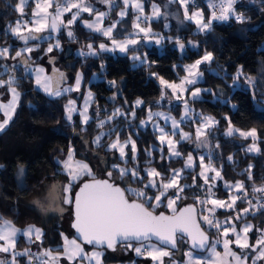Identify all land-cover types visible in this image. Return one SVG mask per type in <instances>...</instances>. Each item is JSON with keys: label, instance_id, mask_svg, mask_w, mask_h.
<instances>
[{"label": "trees", "instance_id": "16d2710c", "mask_svg": "<svg viewBox=\"0 0 264 264\" xmlns=\"http://www.w3.org/2000/svg\"><path fill=\"white\" fill-rule=\"evenodd\" d=\"M19 0H0V47H9L10 54L15 55V51L24 45V42L17 39L10 31L19 20L31 19L35 7L34 0H31L24 8L23 14L16 10ZM197 7L203 8L205 20L209 18L210 11L207 7V0H196ZM118 4L112 11L111 17L116 18ZM241 6L246 10L243 23L230 20L224 23L214 22L210 30L198 31L195 24H189V31L184 33L181 42L185 48L181 50L174 40L164 39L162 49L156 45L147 46L142 44L139 49H144L147 54L148 63L135 64L136 61L130 59L128 54H113L102 52L98 56L81 57L78 49L91 43L97 47L103 42L105 37L89 31L79 20L73 26L75 39H70L65 28L59 33H51L54 39L47 41H29L28 45H39L36 51L24 53L23 58L31 59L29 64L36 63L48 67L53 86L60 87L66 83L73 82L79 70L83 72L84 84L90 85L95 98L93 108H101L107 113H112L113 108L120 106L130 110L134 108V102L141 98L146 104L153 106H167L164 102L158 105L156 102L161 97L162 85L159 78L167 81H177L180 74L184 72L183 64L194 62L207 52H212L214 59L211 63H202L204 70V87L213 89L203 93V98L191 101L192 105L204 114L213 115L218 124L210 132L209 140L212 150H217V164L222 165L223 178L228 181H243L244 186L252 194L259 195L260 192L253 193V185L264 187V0H244ZM89 17V15L87 16ZM83 18V17H82ZM133 12L123 19L115 29L117 37L127 36L132 32ZM158 26V30L167 32L164 29V20L153 22ZM27 34V32H25ZM36 35H49L48 32ZM59 40L60 47L53 48L51 53L46 54L49 44ZM189 41L192 44H189ZM54 58L53 63L49 60ZM22 58L3 59L0 58L1 77L5 78L14 75L17 79L15 85L21 93L19 105L16 113L9 125L0 132V218L8 219L18 227L27 225H37L43 229V239L40 245V252L45 249H60L63 240L60 233L63 232L62 214L60 212H46L39 208L34 200L42 197L52 182L67 183L66 173L63 172V165L57 161L67 159L69 147L75 149V157L89 163L100 164L112 155L118 160L116 150L91 145L89 141L98 133L99 127L95 121L91 120L87 128L81 123L80 116L75 115L69 123L65 116V105L68 96L64 95L53 98L35 86L34 77L25 71V66L21 63ZM3 65H7L10 71L4 72ZM13 65H19L14 70ZM103 65V67H101ZM135 65V66H134ZM53 68L59 69L66 76V81L59 84L56 81L58 75L53 72ZM212 69L213 71H211ZM241 70L243 75L239 77V84L234 83L233 77L237 71ZM156 73L157 75H152ZM94 76L97 79L94 80ZM251 78V82H249ZM263 79V80H262ZM115 81L113 86L110 82ZM240 85V86H239ZM166 97L169 90L165 89ZM166 99V98H165ZM143 106V107H144ZM235 106V107H233ZM181 105L175 104L173 109L176 114L180 113ZM144 108L139 109L140 115L144 113ZM227 117L228 119H225ZM135 119H125L123 116L117 117L113 122H108L105 127H111L115 123L126 124L122 131V136H128L126 129L130 131L137 140L139 150L138 159L140 164H147L144 160L149 157L146 153L152 143L157 142V133L146 127L135 133V128L139 124ZM228 120L232 125L240 129L249 130L256 128L258 132V144L260 151L257 154L246 153L245 147L251 143V139H243L238 135L226 136L224 133L228 127ZM83 129V130H82ZM114 134L107 136V140ZM218 145V147H217ZM179 148L182 156L167 160L165 157L160 160H152L150 165H154L161 171L162 178L169 177L170 169L180 167L185 156L188 155V141L181 142ZM103 155L106 159H102ZM232 160L229 161L228 157ZM110 159V158H109ZM132 163H135L131 160ZM109 165V163H108ZM105 165V170L108 168ZM251 165V168L249 166ZM25 167L24 182L21 187L18 183V169ZM141 170L144 168L140 167ZM199 165L190 175H185L180 185L189 183L193 185V177L197 175ZM104 171V170H103ZM251 172L253 180L248 179ZM116 176V173L114 172ZM142 176H146L143 172ZM119 180V179H118ZM147 181V179H145ZM116 183L118 181L116 180ZM122 187L132 185L142 187L138 182L125 184L120 180ZM202 179L199 175L195 180V185L186 188L183 195L186 197L180 201L182 204L195 203L194 196L204 197L206 189L201 188ZM215 196L228 198L229 191L219 184L214 188ZM171 195V190H170ZM255 196H248V200L256 202ZM247 199H240L237 202L236 210L248 206ZM261 205V204H260ZM260 205L252 207L249 213L241 218V221L251 220L257 226L264 227V208ZM163 211L165 212V208ZM230 213L227 210L218 211V215L223 217ZM205 231L212 235L216 231L206 227ZM20 244L23 243L21 239ZM88 249H93L92 245H87ZM190 247L189 243L178 240V248L171 250L172 256L184 261L183 253ZM104 250L105 263L128 261L135 264H152L150 258L143 256L136 257L130 249H125L118 245L116 251ZM64 264H69L62 261Z\"/></svg>", "mask_w": 264, "mask_h": 264}, {"label": "snow or ice", "instance_id": "6c2138e0", "mask_svg": "<svg viewBox=\"0 0 264 264\" xmlns=\"http://www.w3.org/2000/svg\"><path fill=\"white\" fill-rule=\"evenodd\" d=\"M100 3L109 5V9L115 5L116 0H99ZM178 2L183 8L184 20L192 21L195 23L198 31L204 32L210 30L213 21L224 22L228 21L230 17H234L236 22L243 23L244 17L241 14H236L233 5L237 0H220L219 5L215 4L213 0H208L207 7L212 9L211 15L205 22L203 10L193 11L189 14V3L195 4V0H168V4ZM28 3V0H20V3L16 6V10L21 14L24 12V5ZM124 9L121 10L118 15L121 20L128 14V7L136 13L132 22L133 32L128 33L123 40H117L113 36V30L116 25L120 23V20L115 21L109 27H102V21L108 16L107 12H97L91 3H85V0H36L35 9L32 13L31 21H25L24 27L27 31L25 34L21 29V22L18 20L15 27H11V33L19 40L24 42V47L15 51V55L10 54V46L0 48V58L17 59L22 58L21 63L25 66V71L30 72L32 69L29 67L30 55L28 58H23L24 53L31 54L36 51L39 45L35 48L28 47L29 41L38 40H50L54 39L51 33H59L62 28H67L74 24L78 18H80L82 12H87L90 15L95 12V18L92 21H83V25L96 33L108 38L111 44L101 43L99 45L100 52H115L117 49L122 54L132 52L130 57L133 61H139L141 64L148 63L147 54L142 59L140 55L135 54L139 52L140 40L133 38L139 37L143 33L142 39L147 41L150 37H155V43L157 45L165 39L161 34L154 33L150 24L148 27H142V23H148L153 18H159L163 16L167 18V13H163L161 8L156 3L151 5V14H144V4L141 0H123ZM167 7V4L164 6ZM54 11H49L50 9ZM75 9V11H73ZM218 9V13H217ZM65 13H71V18L65 21L63 19ZM169 25L165 24V28ZM48 32L49 35L40 36L38 33ZM70 39H75L71 30L67 32ZM171 41L173 38L168 37ZM176 45L181 50L185 48V45L181 42L179 37L175 38ZM189 44H192L189 41ZM59 48V40H56L55 45L49 44L46 49V54L51 53L53 48ZM87 52L81 51L79 55L83 56H97L98 52L91 43L87 45ZM214 59L212 52H205V54L191 65H186L184 71L186 75L180 78L179 83L169 82L162 77L159 78L160 84L163 86L161 91V98H164L165 89L171 90V95L177 101L183 100L184 114L180 121L175 118L165 115L164 113H152L149 111L148 121H152L153 116L163 117L165 122L171 120V132H166L164 128L158 124L154 125V130L158 131L160 135L157 139L160 141L161 146L167 144L170 157H181V153L176 149V145L180 141L174 140L177 134L180 135V140H191V134L183 132L180 128V124L192 117V109L189 107V101L183 99L185 92L190 93L192 100H197L201 97L202 89L199 87L189 88L188 86H194L203 77V73L199 71V66L202 63H211ZM54 58L49 60V63H53ZM19 65H13V70ZM135 66V65H134ZM5 72L10 71L7 65H3ZM103 67V65H101ZM36 78L35 83L38 88H42L50 96L60 97L64 93H70L73 91H79L82 74L77 73L75 78V84L67 88L52 87V77L44 75L45 69L43 67H37L35 69ZM53 72L58 75L59 79L56 81L59 84L62 81H66V76L59 69L53 68ZM152 75H157L152 73ZM243 75V72L238 69L237 75L233 77V80H238ZM251 82V78H249ZM115 86L116 82H110ZM17 79L14 75L10 76L8 80L0 79V88H6L10 93L11 99L7 103L0 102V112L3 113L4 119L0 122V132H2L12 121L21 93L18 91ZM203 91H210L204 89ZM93 102V94L91 91L87 93L84 98V104L82 109H77L76 101L69 99L65 105L66 120L71 123L73 120V113L79 111L82 124H88L92 117L89 116L88 110L90 103ZM143 103L142 100L137 99L135 106H140ZM235 107V106H233ZM121 109L114 110L112 115L107 117L108 121L113 120L117 116H125ZM131 115L135 117V111L131 112ZM199 116V124L195 130L196 147L199 148L206 141H201V137L205 135L203 129H207L209 126L216 125L219 121H216L211 116H203L202 114H196ZM99 116V108H97V117ZM225 119H228L225 117ZM148 121H141V126H145ZM106 121L99 119L98 127L103 128ZM83 130V129H82ZM113 130H109L108 135L112 134ZM238 133L240 137L247 140L252 139L253 143L248 146L247 151L259 152L260 149L257 145L259 139L256 128H251L247 131L235 128L231 121L228 120V127L225 131L226 136H233ZM105 133H100L93 143L100 146L101 138ZM131 145V159L136 161L137 159V147L136 142L131 138V135L123 143L120 142L119 134L117 133L116 139L108 145L109 150H118L119 158L127 165L128 160L125 159L127 153L125 149ZM218 147V145H217ZM155 150V146H153ZM163 153V147L159 149ZM149 157L152 156V151L146 150ZM163 159V155L161 157ZM212 154H208V162L205 163V156L199 157V167L201 169L199 176L203 179L204 183L200 185L203 188L205 185H209L206 193V197L201 199L199 196H194L196 203L204 205L205 207L198 214L195 205H186L182 208H178L177 201H182L186 197L183 195L186 188H190L195 185L196 177H193V185L179 184L181 172L184 169H193L196 167L194 157L192 153H188L184 162V169H170L171 175L164 179L162 173L155 168L146 167L144 172L146 176L140 175L139 167H121L118 164H112V170L107 171V179H97L93 173L91 167L87 162L82 160H75V150L71 147L68 149L67 159L60 161L58 164L63 165V172L66 173L67 183L63 185H53L50 191V198L53 200H59L62 204L71 205L73 208V221L72 228L76 232V236L69 239L63 232L60 233L63 240V244L60 249H45L39 254H32L30 249L26 248L23 252L15 251L18 238L23 236L27 238L29 243L41 241L43 238V230L37 228L35 225H29L26 229L21 230L12 225L11 221L4 220L0 225V253H11V260L0 259V264H17V257L28 256L29 264H33L35 260L36 264H60V259H66L69 264H103L104 251L98 249H111L116 251L117 246H123L125 249H131L137 256H143L144 258H150L152 264H165V257L169 258V264H178L177 261L171 259L172 251L170 249L177 248V241L187 243L191 242V248L185 252L187 260L183 264H247L249 256L247 254H237L230 247L233 243L240 249L251 250L256 253L252 256V262L255 264L257 260H264V229L257 228L256 231L259 236L256 238L255 244L249 243V233L253 230V225L250 223L244 224L239 230L237 225L233 223V219L240 220L242 215L249 212V208L242 209L235 217H228L226 221H219L215 212L219 208L234 209L237 200L242 199L238 195L230 196V203L225 200L216 199L212 188L215 187V181L217 179L223 180L221 171L213 166ZM229 161L232 157H228ZM147 164H151V159L146 161ZM251 168V165L249 166ZM116 176H113V173ZM212 172L215 175L209 177L207 173ZM83 177H91L90 180H82ZM129 178L132 183L138 182L142 185L139 188H132L130 186L121 187L116 180H122L125 184L129 183ZM147 179V183H145ZM248 179L253 180L251 172L248 173ZM212 184H209V181ZM225 189H235L238 192L243 191V199H247V191L244 190L245 186L242 181H237L234 184L225 181ZM171 190V195L169 192ZM253 193H264V187H256L253 185ZM63 195H60V194ZM39 204V202H37ZM211 207H207V205ZM250 207H256L252 205L251 200H248ZM43 208L44 206L41 205ZM167 208L171 214L165 212H156L158 208ZM260 208H264V204L260 205ZM47 210V209H45ZM55 211L63 212V208H56ZM207 212L208 214H204ZM198 218L209 228H216L218 237L215 243L209 245V237L201 228ZM2 220V218H0ZM229 224L228 227H223V224ZM234 235L235 239H229V235ZM34 236V239H33ZM223 237V255L216 251V244L221 243L220 237ZM78 240L82 243H78ZM92 245L93 251L88 253L85 251L83 245ZM135 245V246H134ZM207 250L210 253V257L197 256L194 251ZM56 255H53V252ZM46 257V259H45ZM231 257V261H229ZM135 264V262H133Z\"/></svg>", "mask_w": 264, "mask_h": 264}, {"label": "rangeland", "instance_id": "374dc122", "mask_svg": "<svg viewBox=\"0 0 264 264\" xmlns=\"http://www.w3.org/2000/svg\"><path fill=\"white\" fill-rule=\"evenodd\" d=\"M31 0H28V2H30ZM143 2H145L146 4H147V6L149 7V4H151V1L150 2H146L147 0H142ZM34 2H36V0H34ZM213 2L215 3L216 2V0H213ZM19 3H20V0H19ZM18 3V4H19ZM85 3H91L93 6H94V8L97 6L96 4L97 3H100L98 0H85ZM207 3H208V0H207ZM28 4V3H27ZM26 4V5H27ZM195 4H196V0H195ZM193 5L192 3H189V5H188V10H189V14H191L193 11H197V10H203V8H200V7H197L196 5ZM26 5H24V8L26 7ZM160 5V4H159ZM175 5L177 6V9L175 10V14H177L178 15V17L176 18V16L175 15H173L172 17H170L168 20H167V22H166V24H168L169 25V27L168 28H165V25H164V29L167 31V32H163V33H160V31L159 30H157L154 26V24H153V20H151L150 22H148V23H145V24H141V26L142 27H148L149 26V24H150V26H151V28H152V30H153V32L154 33H158V34H161V35H163L166 39L168 38V37H172L173 39L172 40H174L175 41V38L176 37H179L180 38V40H182V38H183V34L184 33H187L188 31H189V24L190 23H193V24H195L194 22H192V21H185L184 20V14H183V8L180 6V4L178 3L177 4V2L175 3ZM178 5H179V7H178ZM161 8H162V6H160ZM55 9L53 8V9H51V11H54ZM50 11V10H49ZM73 11H75V9L73 10ZM82 13H84V12H82ZM87 13V12H86ZM203 13H204V10H203ZM145 15H149V13H144ZM71 18V13H65V15H64V17H63V19L65 20V21H67L68 19H70ZM204 19H205V14H204ZM175 20H177L178 22H179V24H178V27L176 28V26H175ZM25 21H27V20H21L20 22H21V29H22V31H23V26H24V22ZM87 21H90L89 19H87ZM207 20H205V22H206ZM215 21H213V23H214ZM16 26V25H15ZM14 26V27H15ZM73 24L71 25V26H69V27H67V28H65V31H66V34H67V32L69 31V30H71L72 32H73ZM134 30H133V28H132V32H133ZM24 32H27V31H24ZM142 35H143V33H141ZM140 34V35H141ZM133 38H136V39H139V37H133ZM117 40H123V39H121V38H116ZM142 43H144V44H146L147 46H152V45H156V46H158V48H160V49H162L163 48V46H164V40L161 42V44H159V45H157L156 43H155V37H150L149 38V40H147V41H145V40H140ZM183 42V41H182ZM55 43L56 42H54V43H51V44H53V45H55ZM101 43H105V44H108V45H110L111 44V41L110 40H108V41H103V42H100L99 43V45L101 44ZM38 45V44H37ZM99 45L97 46V47H95V46H93L96 50H97V52H98V55H100L102 52H100L99 51ZM24 46H22L21 48H23ZM28 47H33V48H35L36 47V45H28ZM20 48V49H21ZM81 51H84V52H87L88 51V49H87V46H81L79 49H78V54L81 52ZM111 53H113V54H122V53H120L119 52V50L117 49L115 52H111ZM128 55H130V57L133 55V53L132 52H129V53H127ZM135 54H138V55H140L141 56V58L143 59L144 58V55L146 54V52H145V50L144 49H139V52L138 53H135ZM205 54V53H204ZM203 54V55H204ZM97 55V56H98ZM202 55V56H203ZM81 57H85V56H83V55H80ZM195 62V61H194ZM194 62H190V63H186V64H183V66H184V68H185V66L186 65H191V64H193ZM135 64H141L139 61H136L135 62ZM201 66L202 65H200L199 66V71L200 72H202L203 73V77H202V79L199 81V83H197L196 85H194V86H188L189 88H195V87H199V88H201L202 89V93H201V97L199 98V99H201V98H203V93L204 92H207V91H203L204 89H208V90H211V91H214L213 89H210V88H207V87H204L201 83L204 81V70L201 68ZM29 67L32 69L30 72H27V73H29V74H31L34 78H36V72H35V69L37 68V67H43L44 69H45V73H44V75H47V76H50L51 77V74H50V72H49V69H48V67L47 66H45V65H42V64H36V63H31V64H29ZM25 68V67H24ZM211 71H213L212 69H210ZM3 72H5V69L3 70ZM77 73H81L82 74V82H81V86H80V90L79 91H73V92H70V93H64L62 96H64V95H66V96H68L67 98H68V100L69 99H72V100H75L76 101V107H77V109L79 110V109H82V107H83V104H84V98H85V96L87 95V93L89 92V91H91V93L93 94V102H94V98H95V95H94V92H93V90L90 88V85L88 84V85H86V88H83V84H84V76H83V72L81 71V70H79ZM77 75V74H76ZM186 75V72L184 71L182 74H180V76H179V79L177 80V81H169V82H176V83H179V81H180V78L181 77H183V76H185ZM11 75H9L8 77H5V78H3V80H8L9 79V77H10ZM75 78H76V76H75ZM261 78H263L264 79V76L263 77H261ZM94 80H96L97 79V76H94V78H93ZM262 79V80H263ZM239 79L238 80H235V82L234 83H237V84H239ZM75 84V79L73 80V82H69V83H66V84H64V85H62V86H60V87H57V88H60V89H63V88H67V87H69V86H73ZM35 86L37 87V85H36V83H35ZM240 86V85H239ZM52 87H53V89L55 90V89H57V88H55L54 86H53V79H52ZM38 88V87H37ZM40 90H42L43 92H45L42 88H39ZM169 90V94H168V96L166 97V99H165V103L167 104V106H160V107H157V106H153L152 104H146V106H144V104H145V101L143 100V99H141V98H137V99H140V100H142L143 101V103L140 105V106H135V102H134V108L133 109H130V110H126V108H122V107H120V106H117V107H114L113 108V111H112V113L114 112V110L115 109H117V108H119V109H121L124 113H126V115L125 116H123L125 119H135V118H137L138 116H140L141 118H139L138 120H137V122H138V124H139V127L138 128H136V127H133V129L135 128V133L136 134H138L139 133V130L140 129H146V127H151V129L153 130V131H155L154 130V125H156V124H158L160 127H162V128H164L165 129V131L166 132H171V120H168L167 122H165V120H164V118L163 117H156V116H153V118H152V121H148V116H149V111H151L152 113H157V112H159V113H164L165 115H168V116H170V117H173V118H175L177 121H180L181 120V117H182V115L184 114V105H183V100H181V101H177V100H175V98L171 95V90L170 89H168ZM46 93V92H45ZM47 95H49L48 93H46ZM7 95H9V93L7 92ZM50 96V95H49ZM50 97H53V98H58V97H55V96H50ZM61 97V96H60ZM136 99V100H137ZM183 99H187L188 101H189V107L192 109V117H191V119H188V120H186L185 122H182L181 124H180V128L183 130V132H187V133H190L191 134V137H192V139L191 140H183V141H181L180 140V135L179 134H177L175 137H173V139L174 140H177V141H180V143L181 142H184V141H188V146H190V149H188V153H192V155H193V157H194V162H195V164H196V166H198L199 165V157L201 156V155H203V156H205V163L207 164V162H208V154L209 153H211L212 154V157H213V159H212V163H213V166L214 167H216L218 170H220L221 171V175H222V177H223V174H222V165H220V164H217V161H216V152H217V150H212V148H211V143H210V140H209V135H210V132L213 130V128L215 127V125H212V126H209L207 129H203V131L205 132V135L204 136H202L201 137V141H206V143L205 144H203L201 147H199V148H197L196 147V141H195V130H196V127L198 126V124H199V116H197L196 114H202L203 116H211V117H213L216 121H217V119L213 116V115H211V114H204V113H202L200 110H197L193 105H192V103H191V101H193L192 99H191V97H190V93L189 92H185L184 93V95H183ZM135 100V101H136ZM198 100V99H197ZM68 102V101H67ZM93 102L92 103H90V105H89V110H88V114H89V116L90 117H92V119L91 120H94V119H96V121H95V125L97 126L98 125V121H99V119H104L105 121H106V123H108V122H113V120L115 119V118H117V117H120V116H117V117H115L113 120H111V121H108L107 120V117L108 116H110V115H112V113H107V112H105L103 109H99V116L97 117V109L96 108H93ZM67 104V103H66ZM175 104H180L181 105V109H180V113L179 114H176V112L174 111V110H172L173 109V106L175 105ZM144 106V107H143ZM142 108H144V113L143 114H141L140 115V112H139V109H141L142 110ZM132 111H135V113H136V115H135V117H133L132 115H131V112ZM75 115H79V111H77L76 113H73V118H74V116ZM80 116V115H79ZM122 117V116H121ZM80 120H81V117H80ZM90 120V121H91ZM148 121V123L145 125V126H141V121ZM105 123V124H106ZM87 125L88 124H84V128H87ZM124 126H126V124L124 123H122V124H120V123H115L113 126H111V127H105V125H104V127L103 128H100V130L98 131V133L91 139V141H89V143L93 146V145H95V146H97L96 144H94L93 143V140L100 134V133H105V135L101 138V141H100V144H104V148H106V149H109L108 148V145L109 144H111L115 139H116V135H117V133L119 134V139H120V142L121 143H123L126 139H128V137L131 135V138L136 142V147H137V140H136V137L134 136V134L130 131V129H131V127H128L127 129H126V132L128 133V136H122V131H123V128H124ZM98 127V126H97ZM235 127V126H234ZM235 128H238V127H235ZM238 129H240V128H238ZM109 130H113L112 131V134H114V136L112 137V138H110L109 140H107V136H109L107 133L109 132ZM240 130H243V131H247V130H245V129H240ZM156 133H157V137L160 135V133L158 132V131H155ZM237 135H239L238 133H236ZM180 143H178L177 145H176V149L182 154V151H181V149L179 148V145H180ZM253 143V141H252V139H251V143L250 144H252ZM257 143V145H258V141L256 142ZM250 144H248L245 148H246V152L247 153H252V154H257L258 152H256V151H252V152H249V151H247V149H248V146L250 145ZM153 146H155V150H153ZM161 147H163V153H161L160 151H159V149L161 148ZM258 147H259V145H258ZM73 148V147H72ZM74 149V148H73ZM75 150V149H74ZM113 150H115V149H113ZM148 150H150V151H152V156H151V161L152 160H160V159H162L161 157H162V155H163V158L165 157L167 160H170V159H172V158H177V157H170V154H169V151H168V147H167V144L165 143V145H163V146H161V144H160V141L157 139V142L156 143H152V145H151V147L148 149ZM117 151V155H118V160H116V159H114V160H111V158H115V156L114 155H112L111 157H109V158H107V160L105 161H103V162H101L100 164H95V162L93 161V162H91V163H89V162H87V161H85V160H82V159H79V158H76L75 157V160H82V161H84V162H87L88 164H89V166L91 167V169H92V171H93V173L95 174V177L97 178V179H107V175H106V170L104 169L105 168V165L107 166L108 165V163H109V165H108V168H107V171H111L112 170V164H118V165H120L121 167H128V168H133V167H139V169H140V175L142 176V174H143V172H144V169L146 168V167H152V168H155L157 171H159V169H157L154 165H150V164H140V161H139V159H138V154H139V150H138V147H137V159H136V161H134L135 163H132L131 162V156H132V153H131V145H128V147L125 149V151H126V153H127V155H126V157H125V159H127L128 160V163H127V165H125L124 164V162L119 158V152H118V150H116ZM182 156V155H181ZM186 158H187V155L185 156V160H186ZM102 159H106V157L103 155V157H102ZM149 160V159H148ZM148 160H144V162H146V161H148ZM133 161V160H132ZM185 162V161H184ZM140 167H142V168H144L143 170H141V168ZM176 169H184V163L180 166V167H178V168H176ZM195 169V167L193 168V169H184L182 172H181V177H184L185 175H190V174H192V172L191 171H193ZM104 170V171H103ZM200 171H201V169H200V167H199V170H198V173H197V175H199V173H200ZM161 172V171H160ZM145 173V172H144ZM162 173V172H161ZM146 174V173H145ZM163 174V173H162ZM24 175H25V167L24 166H20L19 167V169H18V173H17V177H18V183H19V185L21 186V187H23L24 185H25V182H24ZM171 175V174H170ZM197 175H194V177H196L197 178ZM207 175L209 176V177H211V176H213V175H215V173H212V172H209V173H207ZM113 176L115 177V175H114V173H113ZM168 177H165L164 179H167ZM91 179V177H83L82 178V180H90ZM182 179V178H181ZM181 179H179V184H180V182H181ZM202 179V178H201ZM117 181H118V184H120V180H118L117 179ZM225 181H227V182H230V183H235V182H232V181H228V180H225L224 178H223V180H220V179H217L214 183H215V187H217L219 184H222L223 185V187H224V183H225ZM237 182V181H236ZM243 182V181H242ZM145 183H147V181H145ZM204 183V181H203V179H202V184ZM213 182L210 180L209 181V184H212ZM244 183V182H243ZM63 184H65V183H57V182H52V183H50L49 184V186H48V188H47V191H46V193L42 196V197H39V198H36L35 200H34V203L39 207V208H41L42 210H44V211H46V212H49V211H51V212H59V211H55L54 209H56V208H63L64 209V211L63 212H60L61 214H62V223H63V226H64V230H63V233L66 235V236H68V238L69 239H71V238H73V237H75L76 236V232H75V230L72 228V221H73V208H72V206L71 205H67V204H62L59 200H53V199H51L50 198V191H51V189H52V186L53 185H63ZM121 185V184H120ZM183 185H189V183H184V184H182L181 186H183ZM122 186V185H121ZM127 186H130V187H132V188H138V187H134V186H132V185H127ZM126 186V187H127ZM208 187H209V185H205L203 188L204 189H206V191H205V193H207V189H208ZM215 187H213L212 188V191L214 190V188ZM225 188V187H224ZM227 190H229V189H227ZM244 190L245 191H247V200H248V196H255L254 198H256V199H258L259 200V202H263V204H264V193H261V194H259V195H256V194H252L251 195V192H249L248 191V189L245 187L244 188ZM230 195H229V197L228 198H219V197H217V196H215V194H214V197L213 198H216V199H221V200H225L226 202H228V203H230L231 201H230V196L231 195H238V196H240V197H242L243 195H244V193H243V191H240V192H238L237 190H235V189H230ZM213 193H214V191H213ZM60 195H63L62 193L60 194ZM169 195H170V193H169ZM206 197V194H205V196L202 198V197H200L201 199H204ZM239 200H237V202H238ZM37 202H39V204L37 203ZM41 205H43L44 207L42 208L41 207ZM177 205H178V208H182V207H184V206H186V205H195V207H196V209L198 210V214L201 212V210L205 207L204 205H201V204H198V203H190V204H188V203H186V204H182V205H180V201H177ZM207 207H211V205L209 204V205H207ZM236 207H237V203H236V205H235V208L234 209H236ZM45 209H47V210H45ZM166 210H165V212H167L168 214H171L170 213V210L169 209H167V208H165ZM234 209H227V208H219V209H217L216 210V212H215V216H216V218L219 220V221H221V222H224V221H226V219L225 220H222L221 219V217L218 215V211H220V210H227V211H232V210H234ZM251 209V208H250ZM249 209V210H250ZM156 212L157 213H159V212H164L163 211V208L161 207V208H158V209H156ZM249 213V212H248ZM247 213V214H248ZM204 214L206 215V214H208L207 212H204ZM247 214H244V215H242V217H245ZM241 217V218H242ZM233 223H235L236 225H237V229L239 230L244 224H246V223H250V224H252L254 227H253V230L249 233V237H250V239H249V243L250 244H255V242H256V238L259 236V233L256 231V229L257 228H260V229H264V227L263 226H257L253 221H251V220H247V221H244V222H242L241 221V219L240 220H235V219H233V221H232ZM201 223H203L202 221H201ZM204 224V223H203ZM12 225H14V224H12ZM33 225V224H32ZM206 227H208L206 224H204ZM15 226V225H14ZM29 225H27V226H25V227H16V228H18V229H21V230H24V229H26L27 227H28ZM37 228H40V229H42L40 226H37V225H35ZM229 226V224H227V223H225V224H223V227H228ZM209 228V227H208ZM212 229H214L215 231H216V233H213L212 234V236H211V240H210V244L209 245H211V244H213V243H215V241L217 240V237H218V232H217V229L216 228H212ZM229 239H235V237H234V235H232V234H230L229 235V237H228ZM23 240V243L22 244H20L19 242H20V240ZM33 239H34V236H33ZM27 240V238H23V236H20L19 238H18V242H17V245H16V249H15V251H17V252H23L26 248H28V249H30V252L32 253V254H39V253H41L39 250H40V245H41V241H36V242H34V243H29L28 242V240ZM220 240H221V243H218V244H216V251H218V252H220L221 253V255H223V252H224V250H223V244H222V240H223V237L221 236L220 237ZM78 243H82V241H80V240H78ZM84 246V248H85V251L86 252H88V253H91L92 251H93V249L92 250H89L88 249V247H87V245L85 244V245H83ZM135 246V245H134ZM231 248H232V250L233 251H235L237 254H240V255H243V254H247L248 256H249V259H248V261H247V264H253V262H252V256H254L256 253H254V252H252L251 250H248V249H245V250H242V249H240V248H238L234 243L230 246ZM190 248H191V245H190V247H187V251H189L190 250ZM98 250H102V249H98ZM131 250V249H130ZM133 253H134V255H136L135 254V252L133 251V250H131ZM171 251V250H170ZM187 251H185V252H187ZM184 252V253H185ZM184 253H183V255H184ZM57 253L54 251L53 252V255H56ZM194 254L195 255H197V256H204V257H210V253L207 251V250H204V251H194ZM185 256V255H184ZM27 257V259H28V264H29V257L28 256H26ZM136 257L138 258V257H141V256H137L136 255ZM0 259H4V260H11V253H0ZM171 259H174L175 261H177L178 262V264H180L179 262L180 261H178L175 257H171ZM188 258H187V256H185V258H184V261H186ZM164 260H165V264H169V258L168 257H165L164 258ZM17 261L18 262H22V264H27L26 262H25V260L24 259H18V257H17ZM62 261H65V262H67V263H69L66 259H64V258H61L60 259V262L62 263V264H64ZM229 261H231V257H229ZM133 263V262H132ZM33 264H34V262H33ZM74 264H76V262H74ZM85 264H86V262H85ZM103 264H131V262H130V260H128V261H120V262H112V263H105V261H104V257H103ZM182 264V263H181ZM255 264H264V260H257L256 262H255Z\"/></svg>", "mask_w": 264, "mask_h": 264}, {"label": "crops", "instance_id": "0c3cea01", "mask_svg": "<svg viewBox=\"0 0 264 264\" xmlns=\"http://www.w3.org/2000/svg\"><path fill=\"white\" fill-rule=\"evenodd\" d=\"M99 1V0H98ZM151 1V4H149V7L147 6V4L145 3V2H143L142 0H141V2L144 4V13H149V15L151 14V5H152V3H156L157 5H159V6H162V8H161V11L163 12V13H167V18L165 19L163 16H161V17H159V18H153V21L154 22H156V21H159V20H164V25L166 24V22H167V20L170 18V17H172L173 15H175L176 16V18L178 17V15L177 14H175V10L177 9V6L175 5V3H171V4H168V0H147L146 2H150ZM29 3V2H28ZM118 4H121V6H120V8L117 10V16H116V18L114 19V18H112L111 17V13H112V11H113V9L118 5ZM167 4V7L165 8L164 6ZM177 4H178V2H177ZM97 6L95 7V10L97 11V12H107L108 13V16L106 17V18H104L103 19V21H102V27H109V26H111L115 21H117V20H120V22L123 20V19H125L127 16H128V14H129V12H133V15H134V18H135V15H136V13L133 11V9L131 8V5H129V7H128V14L121 20V18L119 17V15H118V13L121 11V10H123L124 9V4H123V0H116V2H115V5L112 7V9L110 10L109 9V5H107V4H103V3H97L96 4ZM178 7H179V5H178ZM34 9H35V7H34ZM34 9H33V11H34ZM50 11H51V9H50ZM89 15V17H87ZM83 17V18H82ZM95 18V12L94 13H92L91 15L89 14V13H86V12H84V13H81V16H80V18H78V20L73 24V25H75L79 20H81V23L83 24V21L84 20H87V19H89L90 21H92L93 19ZM31 19H32V16H31ZM31 19L29 20V21H31ZM142 24H145V23H142ZM178 24H179V22L177 21V20H175V26H176V28L178 27ZM117 26H118V24L116 25V28H117ZM24 27V26H23ZM157 30H158V26H154ZM115 28V29H116ZM87 29V28H86ZM115 29L113 30V36L115 37V38H121V39H124L125 38V36L124 37H117L116 35H115ZM89 30V29H88ZM23 31H26V29H25V27L23 28ZM89 31H91V30H89ZM93 32V31H92ZM96 33V32H95ZM160 33H161V31H160ZM99 34V33H98ZM142 37H143V35L141 34L140 36H139V40H143L142 39ZM109 39L108 38H106L105 37V39H104V41L106 42V41H108ZM142 44H144V43H142V42H140V45H138L137 47L138 48H140L141 46H142ZM146 45V44H145ZM0 48H3V47H0ZM4 73V72H3ZM0 79H3L2 77H1V73H0ZM35 79V78H34ZM39 89V88H38ZM7 89L6 88H0V102H3V103H7L10 99H11V96H10V93H9V95H7ZM21 97V96H20ZM20 101V100H19ZM18 105H19V103H18ZM4 119V116H3V113L2 112H0V122H2V120ZM234 135H237V134H234ZM239 136V135H238ZM251 139V138H250ZM259 145V144H258ZM245 151H246V148H245ZM247 153V152H246ZM249 154H252V153H249ZM228 191H230V190H228ZM230 193V192H229ZM230 195V194H229ZM243 197V196H242ZM203 198V197H202ZM260 204H263V202H259V200L258 201H256V202H252V205H260ZM244 208H252V207H250V205H248V206H246V207H244ZM244 208H242V209H244ZM242 209H240V210H236V209H234V210H232V211H229L230 213H228L227 215H225V216H223V217H221V219L222 220H227V218L228 217H235V215L238 213V212H241L242 211ZM4 220H7V221H11V220H8V219H3V220H0V225H2V223H3V221ZM11 223L12 224H14L13 223V221H11ZM15 225V224H14ZM16 226V225H15ZM16 227H18V226H16ZM43 230V229H42ZM212 236V235H211ZM211 236H210V240H211ZM24 238V237H23ZM43 239V238H42ZM24 240V239H23ZM27 241V240H26ZM89 250H92V249H89ZM103 250V249H102ZM104 251V250H103ZM187 251V250H186ZM18 259L20 260V259H24L25 260V262L28 264V259H27V257L26 256H19L18 257ZM45 259H46V257H45ZM178 261H180L179 259H177ZM33 262H34V264H36V262H35V260H33ZM183 262L184 261H181V263L183 264ZM17 264H22V262L20 261V262H18L17 261Z\"/></svg>", "mask_w": 264, "mask_h": 264}, {"label": "built area", "instance_id": "2783aa9c", "mask_svg": "<svg viewBox=\"0 0 264 264\" xmlns=\"http://www.w3.org/2000/svg\"><path fill=\"white\" fill-rule=\"evenodd\" d=\"M243 1L244 0H237V2L233 5V8H234V11H235L236 14H241L244 17V19H245L246 10L241 6ZM219 3H220V0H216L215 4L219 5ZM209 11H210V14H211L212 9H209ZM217 13H218V9H217ZM230 20H235V18L234 17H230V19L228 21H230ZM215 22L224 23V22H227V21H224V22L215 21Z\"/></svg>", "mask_w": 264, "mask_h": 264}, {"label": "water", "instance_id": "95a60500", "mask_svg": "<svg viewBox=\"0 0 264 264\" xmlns=\"http://www.w3.org/2000/svg\"><path fill=\"white\" fill-rule=\"evenodd\" d=\"M165 98H166V93H165V95H164V98L162 99L161 97H160V99L156 102L158 105H161L163 102H164V100H165ZM120 185V184H119ZM121 186V185H120ZM122 187V186H121ZM197 212H198V210H197ZM166 214H168L167 212H165ZM198 222H200V224H201V228H202V230H204L205 231V229H204V227L202 226V223H201V221L199 220V218H198ZM206 232V231H205ZM206 234L208 235V237H209V244H210V235L206 232ZM77 235V234H76ZM188 243H189V245H191V242L190 241H188ZM177 248H178V241H177ZM170 250H174V249H170ZM60 264H62L61 262H60Z\"/></svg>", "mask_w": 264, "mask_h": 264}]
</instances>
